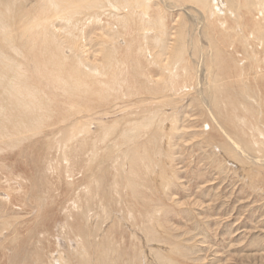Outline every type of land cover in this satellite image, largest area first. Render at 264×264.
<instances>
[{"label": "bare ground", "instance_id": "bare-ground-1", "mask_svg": "<svg viewBox=\"0 0 264 264\" xmlns=\"http://www.w3.org/2000/svg\"><path fill=\"white\" fill-rule=\"evenodd\" d=\"M156 1L40 0L39 14L31 18L27 13H21L20 1L0 0V153L7 149L14 151L23 142L32 141L47 132L53 133L46 148L48 151L60 149L62 154L59 159H50L46 172L49 176L54 175V180L62 181L63 177L68 181L67 191L62 193L66 198L65 204L59 206L60 210L65 211L64 225L60 230L63 235L67 234L66 230L76 232L73 239L63 241L57 238L58 242H47V247L40 248L36 254L34 264H117L120 261H116V251L109 249L113 245L111 240L106 248L104 242L94 247L91 241L84 239L91 237L89 225L98 216L97 213H92L91 217L89 214L98 209L106 216V204L120 192H128L135 204L139 199H144L140 189L135 192L132 184L140 175L147 177L152 173L151 154L163 156L160 150L167 143L163 140L167 141L168 135L163 128L164 122L155 126L154 118L144 117L128 121L118 138L110 140L119 123L106 122L99 116L97 130L93 132L90 130L91 123L82 122L78 117L98 107H105L121 96L126 99V96L133 94L156 95L166 92L164 89L175 93L190 86L194 74L183 50L185 33L178 25L179 30L172 35V44L166 46L167 8ZM162 1L174 7H177L176 3L179 6L194 5L201 12L203 23H207L206 36L217 64L214 65L217 74L214 75L213 67L208 70L210 96L214 78L215 83L227 90V95L220 86L215 90L222 100V105L217 108L219 120L216 117L211 119L216 126L218 141L208 134L204 140L208 146L217 143L222 156L247 163L248 146L252 151L256 149L253 153H258L261 148L264 150V0ZM86 16L90 24H101L106 19L104 24L108 32L105 36L101 35L99 64L87 65L88 70L84 69L87 60L81 51L84 30L75 32L87 27ZM56 20L64 27L61 26L58 34L53 25ZM222 57L229 61L231 58V64L225 66ZM31 63L32 66L29 65ZM153 69L159 72L158 77L153 74ZM63 124L67 126L61 134ZM227 126L234 133L227 132ZM208 129L210 131V127ZM138 145L142 147L134 148ZM102 146L107 149L111 147L108 152L102 153ZM117 154L121 157L117 158ZM58 160L64 163L63 169ZM254 161L262 164L258 158ZM105 162L110 163L113 172L109 189L101 187L99 183L102 177L99 168ZM133 162V167H130ZM213 162L221 168L218 160ZM120 169L127 170L129 177L123 179ZM158 173V186L165 190L170 186V180L167 173ZM77 175H81L80 179ZM12 181H2L0 187L3 186L0 202L5 207L3 211L0 209V229H13L14 233L22 224L17 223L20 218L7 219L3 216L7 214L6 208L23 200L25 191L21 180L16 178ZM57 185L51 184L54 192L58 191ZM137 205L144 208L149 224L144 232L145 242L155 243L157 236L168 237L161 220L166 218L169 206L151 201ZM79 209L83 223L89 222L86 225L87 233L68 223V218H73ZM3 230L0 239L4 238ZM1 244L2 240V250ZM180 256L178 246H174L167 252L163 248L157 250L153 261L146 259L143 253L139 258L135 254L134 262L130 263L153 264L156 261V264H181L177 260Z\"/></svg>", "mask_w": 264, "mask_h": 264}, {"label": "rangeland", "instance_id": "rangeland-1", "mask_svg": "<svg viewBox=\"0 0 264 264\" xmlns=\"http://www.w3.org/2000/svg\"><path fill=\"white\" fill-rule=\"evenodd\" d=\"M18 1H20L21 13H27L31 18L38 16L37 9L40 0ZM157 1L167 8L165 14L169 19L166 46L169 47L172 44V35L181 26L185 33L183 34L184 39H186L183 50L186 61L190 63L193 70L194 78L185 90L171 93L170 90L164 89L166 91L164 93L133 94V96H126L128 97L126 99L125 96H121L119 100L105 107H98L78 117L82 122L91 123L90 130L93 132L97 130L96 123L99 116H102V120L106 122L119 123V127L110 140L118 138L123 125L128 121L144 117L154 118L155 126L164 122L163 128L168 135L167 141L163 140L167 142L164 143L166 146L164 145L160 150L163 156L151 154L150 171L152 173L147 177L140 175L132 184V189L135 192L140 189L144 199H139L135 204L128 192H120L118 196H112L106 204V216H103L98 209H94L89 214L90 217L92 213H97L98 216H95L92 224L89 225L92 228H90L91 237H84V239L86 242L91 241L94 247L104 242L106 248L111 240L113 245L109 246V249L116 251V261L120 260L117 264H131L130 262H134L132 261L134 255L136 254L139 258L142 253L146 259L150 258L149 261H153L157 250L163 248V251L167 252L174 246H178L181 256L177 260L181 264H264V150L261 148L258 153H253L256 149L252 151L248 146L250 150L248 164H242L236 159L222 156V150L217 143L214 145L210 143L208 146L204 140L206 134L217 140L216 126L211 119L215 117L218 119L217 108L222 105V100L215 91L220 86L215 83V78L210 96L208 70L213 67L214 75L217 74L214 66L217 64H215L214 53L209 45V38L206 36L208 34L207 23H203L202 14L194 5L179 6V3H176L177 7H174L162 0ZM89 21L86 16L87 27L75 30V32L84 30L81 51L83 58L87 60L85 70L89 69L87 65L99 64L102 47L101 35L105 36L108 33L105 29L106 24H104L105 21L107 22L106 19L101 24H90ZM53 25L56 34L60 33L63 23L56 20ZM222 60L225 66L231 64V58L229 61L222 57ZM25 66L27 67V63ZM153 74L158 77L159 72L153 69ZM34 78L38 80L36 76ZM222 90L227 95V90L225 91L224 88ZM65 126L67 124L62 125L61 134L66 131ZM225 129L229 133H234L228 126ZM52 135L53 133L47 132L32 141L23 142L19 147L14 148V151L7 149L0 153V187L5 180L9 179L13 183L12 180L17 178L21 180L25 191L23 200L15 202L13 207L6 208L7 214L3 216L7 219L20 218L17 223L22 224L14 233L13 229L7 231L0 229V232L1 230L5 232H2L5 239H0L3 247L2 250L0 249V264H34L36 254L40 248L47 247V242L50 244L54 240L58 242L57 238L67 241L68 238L73 239L76 234L75 230L72 232L66 230L68 235H63V231L60 230L64 225L65 217V211L60 210V207L66 201L62 193L67 191L68 181L63 177L62 181L54 180L55 176H49L46 172L50 159H59L62 154L60 149L58 151L47 150L46 147L51 142ZM242 142L247 146L245 141L242 140ZM106 146H102L103 150L100 147L102 153L108 152L111 147L107 149ZM141 147L138 145L134 148L140 149ZM118 157H121L120 154H117ZM256 158L260 159L262 164L255 163ZM214 160L220 162L221 168L216 167ZM58 161L60 168L63 169L64 163ZM133 165L134 162L130 167ZM111 169L110 163L106 162L99 168L101 170L99 175L102 176L99 183L105 189H109L108 185L112 184ZM160 171L167 173L166 176L170 180V186L165 190L158 186V172ZM127 173V170L120 169L123 179L129 177ZM80 177L81 175H77V178L80 179ZM51 184H58L57 192H54ZM143 201H151L153 204L158 202V204L169 206L166 218H163L165 220H161L163 224L160 222L168 237L157 236L158 240H155V243L145 242L144 232L149 224L145 218L144 208L137 205H141ZM0 204V209L3 211L5 207L1 202ZM80 214L79 209L73 218H68V223L73 228L80 227L82 232L87 233L86 225L89 222L88 224L83 223ZM108 229L111 230L108 231ZM153 264H156V261Z\"/></svg>", "mask_w": 264, "mask_h": 264}]
</instances>
